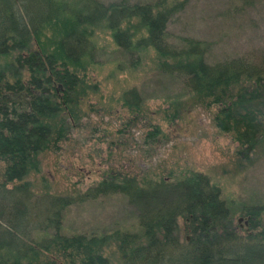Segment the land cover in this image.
<instances>
[{
	"label": "trees",
	"instance_id": "16d2710c",
	"mask_svg": "<svg viewBox=\"0 0 264 264\" xmlns=\"http://www.w3.org/2000/svg\"><path fill=\"white\" fill-rule=\"evenodd\" d=\"M172 7L123 0H0V160L6 163L0 264H264V205L243 208L248 219L240 233L219 188L198 171L176 180L110 172L67 196L33 195L26 181L8 186L36 171L38 154L72 128L88 88L82 75L94 55L90 38L103 28L123 51L152 47L163 71L183 79L200 103L216 108L215 127L230 133L236 153L249 159L264 140V68L242 57L210 64L192 38L180 50L171 48L164 35ZM121 100L131 109L140 106L133 88ZM114 193L137 212L136 231L100 237L60 232L68 206ZM36 232L47 236L35 239ZM110 245L116 247L114 263L102 254Z\"/></svg>",
	"mask_w": 264,
	"mask_h": 264
},
{
	"label": "rangeland",
	"instance_id": "374dc122",
	"mask_svg": "<svg viewBox=\"0 0 264 264\" xmlns=\"http://www.w3.org/2000/svg\"><path fill=\"white\" fill-rule=\"evenodd\" d=\"M123 1L148 3L153 9L175 6L164 35L171 48L180 50L185 39L192 38L204 47L210 64L242 57L264 68V0ZM143 34L141 30L134 36ZM90 39L94 55L82 75L88 88L72 128L63 140L38 154L36 171L8 186L26 181L33 195L67 196L86 190L110 172L176 180L198 171L219 188L232 225L244 232L248 218L243 208L264 205V140L249 159L240 158L231 134L214 125L216 108L200 103L183 79L163 71L152 47L123 51L104 28L94 30ZM131 88L140 98L137 109L121 100ZM154 128L156 136L146 138ZM5 165L0 160V182ZM62 215L60 232L66 236L100 237L113 230L138 229L137 212L119 193L70 205ZM178 233L180 239L185 237L181 219ZM102 254L117 262L115 246L105 247Z\"/></svg>",
	"mask_w": 264,
	"mask_h": 264
}]
</instances>
